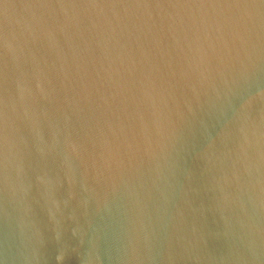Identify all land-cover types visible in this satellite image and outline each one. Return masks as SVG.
<instances>
[{
	"label": "water",
	"instance_id": "1",
	"mask_svg": "<svg viewBox=\"0 0 264 264\" xmlns=\"http://www.w3.org/2000/svg\"><path fill=\"white\" fill-rule=\"evenodd\" d=\"M0 264H264V0H0Z\"/></svg>",
	"mask_w": 264,
	"mask_h": 264
}]
</instances>
